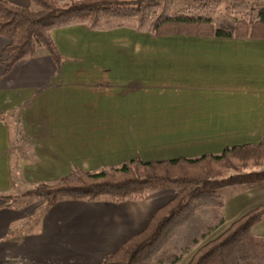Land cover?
<instances>
[{
  "label": "crops",
  "instance_id": "0c3cea01",
  "mask_svg": "<svg viewBox=\"0 0 264 264\" xmlns=\"http://www.w3.org/2000/svg\"><path fill=\"white\" fill-rule=\"evenodd\" d=\"M51 37L58 69L39 50L8 72L1 61L9 41L0 37V264H103L176 194L162 186L137 202L46 207L39 199L19 208L16 182L35 186L136 157L219 155L264 140V40L154 38L79 25ZM263 205L264 189L224 202V225Z\"/></svg>",
  "mask_w": 264,
  "mask_h": 264
},
{
  "label": "trees",
  "instance_id": "16d2710c",
  "mask_svg": "<svg viewBox=\"0 0 264 264\" xmlns=\"http://www.w3.org/2000/svg\"><path fill=\"white\" fill-rule=\"evenodd\" d=\"M36 11L0 0V37L9 43L1 61L5 72L17 62L44 50L56 68L62 58L51 33L84 26L90 31L129 29L154 38L189 37L264 40V8L256 0L192 1L171 10L160 1L30 0ZM264 140L224 150L219 155L144 162L139 157L97 172L73 168L68 176L39 183L22 196H33L51 207L62 200L115 204L144 200L163 185L175 197L159 208L145 228L129 237L103 264H264V235L251 229L264 216V205L249 211L214 239L225 224L226 187L264 183ZM253 169L251 171H247Z\"/></svg>",
  "mask_w": 264,
  "mask_h": 264
},
{
  "label": "rangeland",
  "instance_id": "374dc122",
  "mask_svg": "<svg viewBox=\"0 0 264 264\" xmlns=\"http://www.w3.org/2000/svg\"><path fill=\"white\" fill-rule=\"evenodd\" d=\"M128 1V0H126ZM148 3L151 2H157L160 1L161 3H166L171 10H181L183 8H185L187 5H189L192 1H197V0H145ZM198 2H202V1H198ZM60 3V2H59ZM65 3H60L61 5L66 4ZM256 3L260 6L264 8V0H256ZM32 11H36L37 7L33 4L30 3V7L28 8ZM18 142H23L20 139H18ZM23 147V146H21ZM20 146H16L15 150L16 154L18 156L22 155L24 153V151L22 150ZM253 169H249L247 171H251ZM259 170H264V167L259 169ZM264 183L261 184H257V185H243V186H235V187H226L223 188L221 190H219L218 194L223 198L224 202L226 203H232L233 201L239 200L244 198V196L246 195L247 191H252V193L254 194L255 192H261L263 191L264 185H262ZM34 186L32 184H30L29 182H24V183H19L16 182L14 183V187L12 189V195L17 196L15 201L12 202V204H14L16 207H23V205H26V207H30L33 206L34 204H36V202L39 200L37 197H33V196H22V194H25L26 192L30 191L31 189H33ZM163 188L166 189H173L176 192V188L173 186H169V185H163ZM158 189V188H156ZM154 189V190H156ZM153 190V191H154ZM151 192V191H150ZM148 192L147 195L150 193ZM262 195V194H261ZM231 224H226L224 225V227L220 228L219 231L217 230L211 237L210 239H214L217 236H219L223 231H225ZM251 232L255 235H264V216L261 219L260 222H258L252 229ZM192 256V253L189 254L187 257L184 258V260H182V264H186L189 262L190 258Z\"/></svg>",
  "mask_w": 264,
  "mask_h": 264
},
{
  "label": "water",
  "instance_id": "95a60500",
  "mask_svg": "<svg viewBox=\"0 0 264 264\" xmlns=\"http://www.w3.org/2000/svg\"><path fill=\"white\" fill-rule=\"evenodd\" d=\"M151 1V0H150ZM197 1H202V0H197Z\"/></svg>",
  "mask_w": 264,
  "mask_h": 264
}]
</instances>
